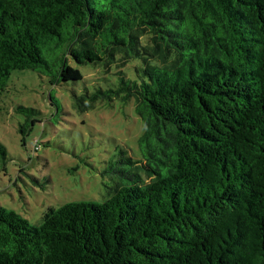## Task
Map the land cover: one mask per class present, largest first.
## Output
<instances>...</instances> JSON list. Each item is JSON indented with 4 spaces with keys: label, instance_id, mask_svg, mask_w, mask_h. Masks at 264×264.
<instances>
[{
    "label": "trees",
    "instance_id": "1",
    "mask_svg": "<svg viewBox=\"0 0 264 264\" xmlns=\"http://www.w3.org/2000/svg\"><path fill=\"white\" fill-rule=\"evenodd\" d=\"M16 70L142 131L111 148L102 201L37 225L0 205V264H264V0H0V95ZM14 109L25 135L41 113Z\"/></svg>",
    "mask_w": 264,
    "mask_h": 264
},
{
    "label": "rangeland",
    "instance_id": "2",
    "mask_svg": "<svg viewBox=\"0 0 264 264\" xmlns=\"http://www.w3.org/2000/svg\"><path fill=\"white\" fill-rule=\"evenodd\" d=\"M78 68L89 85L91 79L99 81V68ZM7 84L0 95V143L7 153L0 160V205L37 225L49 207L102 201L110 175L106 160L113 145L123 143L137 151L142 131L138 116L130 107L123 111L96 105L78 112L70 106V89H80L82 82L51 85L34 71L16 70ZM49 93L63 105L56 116L45 101ZM16 104L41 113L25 135L19 130L25 116L14 109Z\"/></svg>",
    "mask_w": 264,
    "mask_h": 264
}]
</instances>
